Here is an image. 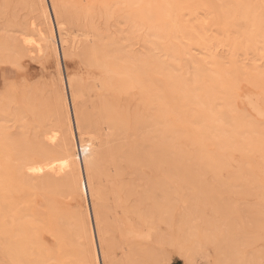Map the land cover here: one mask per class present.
<instances>
[{
  "label": "bare ground",
  "instance_id": "6f19581e",
  "mask_svg": "<svg viewBox=\"0 0 264 264\" xmlns=\"http://www.w3.org/2000/svg\"><path fill=\"white\" fill-rule=\"evenodd\" d=\"M43 56L35 82L22 58ZM0 63L23 70L21 106L13 78L0 90V264H168L164 245L260 264L242 208L217 200L239 189L203 172L233 180L234 151L264 168V0H0Z\"/></svg>",
  "mask_w": 264,
  "mask_h": 264
},
{
  "label": "rangeland",
  "instance_id": "374dc122",
  "mask_svg": "<svg viewBox=\"0 0 264 264\" xmlns=\"http://www.w3.org/2000/svg\"><path fill=\"white\" fill-rule=\"evenodd\" d=\"M199 15L201 16V14H199ZM199 15H197L195 18L193 16H189V15L184 13L183 18L185 19V21H188L189 23H192L191 20L193 21V18H194L193 24H195V21L197 23L198 20H201V18H199ZM202 19H203V16H202ZM213 31H215L214 28L208 32V35L210 34L209 36L213 37L216 34V33L214 34ZM261 42L263 44V41H261ZM262 44H260L261 47H262ZM44 57L45 56L39 57L37 59L35 58L36 60H34V59L31 60L28 58H22V62L25 65V69H27V71L24 69L25 70L24 73H26V72L28 73L29 71L34 72V74H33L34 77L32 78V80H34V81L36 80L37 82L40 81V82L46 83L47 81H50L49 79H50L51 75H48V74L54 73V71H55V68H54L55 67V60L51 56H46L45 58ZM64 64H66V66L69 70H78L79 68L83 67L82 63H80L79 59L76 57L66 58L64 60ZM22 71L23 70L19 69L15 63H13V65L12 64L10 65L8 63H0V90H3L2 86H4V84H5L4 83L5 78H10V79L13 78V80L10 83L11 86L9 88L8 96H9V100H10L11 104L14 106H17V107H18V105L21 106V103L20 102L18 103V100H20V94H19L20 86H18V81H19L18 75ZM35 76H37V77H35ZM2 82H3V85H2ZM164 91H166V89ZM258 93L262 94V93H264V91H260ZM257 96L258 95H257L256 91L253 92L252 90H249V91L246 90V92L234 93V97L237 100V102L241 105V107L243 105H247L248 103L250 105H255V104L261 105V103H259V101H258ZM11 97L13 99L15 98L14 101H12L13 99ZM17 97H18V100H17ZM5 103H7V100ZM228 155L231 157V159L229 161V170L235 169L234 171H236L234 173V175L232 176L233 180H230L231 176H229L230 178L228 177L229 180L227 179L228 173L226 171H220V173H218V174H214L213 172L206 174L205 172H203V179H205L204 180L205 182H207L213 186H217L218 192H219V190H221V189H219L220 188L219 185H221V187H222L223 182L227 185V187L225 189L222 188L224 190V192H227V190L230 187L233 188L232 189L233 191H235V189L240 190L244 186L245 191H248L249 187L251 188L252 186H255L254 188H251L253 190L255 189L253 191L254 193H251V195L250 194L249 195H245V194L241 195L238 193L239 190L235 191V193L232 192L230 194L229 190L231 188L228 190L229 194H225L224 192H223L224 194L221 193L222 195H220L218 192H217L218 194L217 193L216 194L218 195L217 200L221 199L222 197H224V199H225V197H228L226 199V201L229 199L231 201L230 203L233 205V207H235V209L236 208H238V209L242 208L241 210L243 212V216H244V214L246 215L245 217H243L245 219V221H244L245 227H246L245 229L247 230V232L245 233V237L248 236V237L252 238V239L250 238L251 239L250 241H252L251 245L248 248H244L242 253L246 254V253L252 252V251H256L258 254L260 253L259 255H261V256H260L259 262H260V264H264V168L261 165V161H260V160H263V158L257 156L256 154H253V153L251 155H249L248 158H244L243 155H241L239 152H235V151L229 152ZM241 162H247L250 166V167L245 166V167H247L248 170H247V173H245V174L243 173L244 177L241 175L242 173H240L241 172L240 167H238V164H240ZM249 168H251V170ZM242 170H244V169H242ZM207 172H209V171H207ZM248 173H250V174H248ZM250 175H251V177H250ZM254 175H255V177H254ZM248 177H250V178L254 177L253 179L256 182L252 181V179L249 180ZM237 181L241 182L242 187H241V184L238 183ZM256 185H259L260 189H258L259 186L256 188ZM237 187H239V188H237ZM246 187L248 188L247 190H246ZM222 191H220V192H222ZM241 191H243V190H241ZM211 193L212 192H210L209 194H211ZM214 193L215 192L213 191V195L215 196ZM209 194H208V196H210ZM204 195H206V194H204ZM207 197L205 196V198L208 200ZM203 198H204V196H203ZM215 198H216V196H215ZM215 198H212V202H211L212 204H213ZM229 200H228V202H229ZM208 204H209V200H208V203L206 204V206ZM244 207L246 209L248 207V208H250V210L252 208L253 214L252 213L248 214L247 213L248 211L245 210ZM259 207H262V209H258ZM210 208H209V210H210L209 211L208 208H206L204 206V208L202 209L203 213L208 215L209 212L210 213L212 212V214H214L213 216H215V217L217 216L216 218L218 220V217H220L218 212L213 211V209L211 211ZM243 209H244V211H243ZM250 210H249V212H250ZM254 210H255V212H254ZM244 212H246V213H244ZM231 215H234V214H231ZM234 216L236 217L237 215H234ZM234 216H232V217L234 218ZM234 220L236 221L237 218H234ZM132 222H134V221H132ZM164 247L167 249L166 252L168 253V256H167L168 259L170 258L169 260L166 261V262L169 261L168 264H185V263L186 264H191V263H193V264H214L215 258L213 256L214 255L213 254V252H214L213 246H207V245L204 246V248L206 249L205 250L206 253L209 254L211 257L209 255H206V253H204V255L209 256L210 258L209 257H207V259H206V257L199 258L197 256H194L195 258H192L193 256H190V259H189L190 261L187 260L189 263L186 262L184 259L178 257V255L173 251L172 247L170 248V247H167L166 245H164ZM203 251H204V249H203ZM191 259H195V261L192 260V262H191ZM183 261H185V262H183Z\"/></svg>",
  "mask_w": 264,
  "mask_h": 264
}]
</instances>
